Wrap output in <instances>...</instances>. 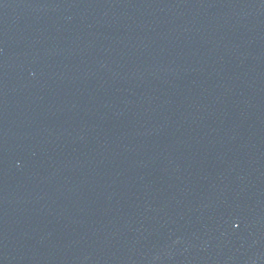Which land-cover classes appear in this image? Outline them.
<instances>
[{"label":"water","instance_id":"95a60500","mask_svg":"<svg viewBox=\"0 0 264 264\" xmlns=\"http://www.w3.org/2000/svg\"><path fill=\"white\" fill-rule=\"evenodd\" d=\"M0 264H264V0H0Z\"/></svg>","mask_w":264,"mask_h":264}]
</instances>
